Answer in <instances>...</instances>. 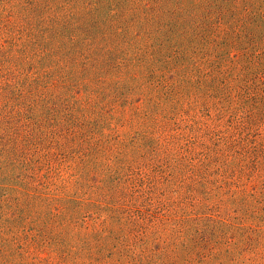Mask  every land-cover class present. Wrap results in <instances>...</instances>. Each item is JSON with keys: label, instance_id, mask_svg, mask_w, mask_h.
<instances>
[{"label": "rangeland", "instance_id": "rangeland-1", "mask_svg": "<svg viewBox=\"0 0 264 264\" xmlns=\"http://www.w3.org/2000/svg\"><path fill=\"white\" fill-rule=\"evenodd\" d=\"M2 5L0 85L21 84L26 75L28 83L47 68L36 56L27 61L14 42L41 22L11 17L13 8ZM48 70L43 78L51 79ZM45 83L25 91L34 97L63 89ZM213 84L180 96L168 131L127 135L136 144L107 151L104 166L88 172L72 155L54 159L40 189L62 199L49 205L55 215L42 209L43 199L17 212L18 185L5 184L0 264H264V95L245 101L252 82L246 89L244 81L236 89L221 78ZM75 90L84 105L87 90ZM67 105L69 112L74 99L58 103L63 115ZM235 120L248 131H232ZM82 132L97 139V131ZM4 164L0 178L9 183ZM12 172L26 177L20 168Z\"/></svg>", "mask_w": 264, "mask_h": 264}, {"label": "trees", "instance_id": "trees-1", "mask_svg": "<svg viewBox=\"0 0 264 264\" xmlns=\"http://www.w3.org/2000/svg\"><path fill=\"white\" fill-rule=\"evenodd\" d=\"M2 3L13 8L11 17L40 20L14 45L47 68L28 83L26 75L21 84L0 85V167L11 171L9 183L0 178V199L5 184L16 182L17 212L43 199L42 209L55 215L49 205L62 199L40 189L54 159L72 155L88 172L104 166L106 152L127 135L168 131L180 96L204 84L221 78L234 89L244 81L246 89L252 82L245 101L264 95V0H0V15ZM43 81L63 89L26 93V84ZM76 88L87 90L84 105ZM72 99L63 115L58 103ZM241 122L232 131H248ZM82 131H97V139ZM19 168L26 172L20 181L12 177Z\"/></svg>", "mask_w": 264, "mask_h": 264}]
</instances>
